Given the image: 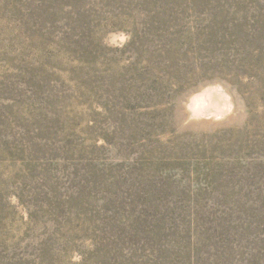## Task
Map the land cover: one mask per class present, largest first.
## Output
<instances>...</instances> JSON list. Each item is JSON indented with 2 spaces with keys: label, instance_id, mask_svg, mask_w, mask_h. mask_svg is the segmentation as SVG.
<instances>
[{
  "label": "rangeland",
  "instance_id": "1",
  "mask_svg": "<svg viewBox=\"0 0 264 264\" xmlns=\"http://www.w3.org/2000/svg\"><path fill=\"white\" fill-rule=\"evenodd\" d=\"M0 264H264V0H0Z\"/></svg>",
  "mask_w": 264,
  "mask_h": 264
}]
</instances>
